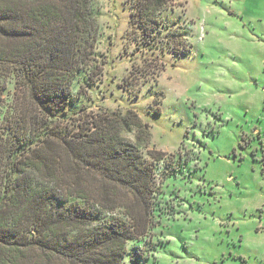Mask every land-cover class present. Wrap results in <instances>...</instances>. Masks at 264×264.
<instances>
[{"label":"rangeland","instance_id":"rangeland-1","mask_svg":"<svg viewBox=\"0 0 264 264\" xmlns=\"http://www.w3.org/2000/svg\"><path fill=\"white\" fill-rule=\"evenodd\" d=\"M130 2L93 0L72 84L88 112L134 110L123 136L154 165L153 226L122 264H264V0H176L146 35Z\"/></svg>","mask_w":264,"mask_h":264},{"label":"trees","instance_id":"trees-1","mask_svg":"<svg viewBox=\"0 0 264 264\" xmlns=\"http://www.w3.org/2000/svg\"><path fill=\"white\" fill-rule=\"evenodd\" d=\"M175 1L131 0L130 22L154 34ZM92 2L0 0V264H122L153 226L154 165L123 136L140 137L139 115L88 112L72 94L95 46Z\"/></svg>","mask_w":264,"mask_h":264}]
</instances>
